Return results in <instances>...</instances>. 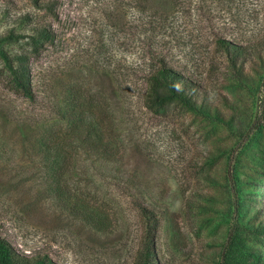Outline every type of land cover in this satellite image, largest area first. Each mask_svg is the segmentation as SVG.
<instances>
[{"label":"rangeland","instance_id":"rangeland-1","mask_svg":"<svg viewBox=\"0 0 264 264\" xmlns=\"http://www.w3.org/2000/svg\"><path fill=\"white\" fill-rule=\"evenodd\" d=\"M49 1L0 0V48L55 35L31 61L34 101L0 73V238L52 264H143L145 245L157 264L264 263V0ZM163 63L194 84V110L145 107ZM74 110L115 129L118 160L76 141L61 169L41 138Z\"/></svg>","mask_w":264,"mask_h":264},{"label":"trees","instance_id":"trees-1","mask_svg":"<svg viewBox=\"0 0 264 264\" xmlns=\"http://www.w3.org/2000/svg\"><path fill=\"white\" fill-rule=\"evenodd\" d=\"M31 1L36 8L45 9L47 12L54 14L55 2L49 0ZM26 20L29 21L30 17L27 16ZM32 31L33 34L31 35L15 36L11 32L6 36L7 40L13 42L19 38H27V50L14 52L0 48V59L3 64L0 73L5 78L7 87L30 101L35 100L31 61L40 55L46 43H52L55 40L54 33L44 24L36 26ZM223 44L226 52L233 55L245 52L247 49L232 42H224ZM147 85L143 96L144 105L155 114L161 113L166 105L175 100L180 101L189 110H194L196 107L193 95L197 89L194 84L189 78H186L182 73L167 66L165 63L161 64L150 75ZM78 115L74 110L69 114L70 122L68 126L59 125L56 128L53 127L50 133L41 138L42 145L46 146L48 143H53L57 146L55 156L58 160L60 158L64 160L61 169L70 166L72 150H70L69 144L76 141L80 142L83 148L93 154L118 160L122 152H124V147L115 129L110 127L106 120H97L95 124L92 122L86 123L85 119L78 117ZM3 140L5 139L1 136L0 142ZM68 206L72 207L73 204L68 202ZM72 209L75 210L76 208ZM85 213H88V211H84L83 214L75 212L76 215H83L96 227L104 225L103 220L95 221L90 214H88V217ZM143 251L141 256L143 264H157L149 246L146 247L145 245ZM0 264H52V262L46 256L27 257L21 255L7 240L0 238ZM252 264L264 263L256 262Z\"/></svg>","mask_w":264,"mask_h":264}]
</instances>
